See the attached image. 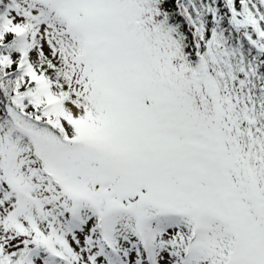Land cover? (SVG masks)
I'll use <instances>...</instances> for the list:
<instances>
[{
	"label": "snow or ice",
	"instance_id": "obj_1",
	"mask_svg": "<svg viewBox=\"0 0 264 264\" xmlns=\"http://www.w3.org/2000/svg\"><path fill=\"white\" fill-rule=\"evenodd\" d=\"M0 264H264V0H0Z\"/></svg>",
	"mask_w": 264,
	"mask_h": 264
}]
</instances>
